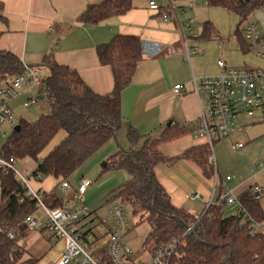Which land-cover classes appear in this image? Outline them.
Listing matches in <instances>:
<instances>
[{"label": "crops", "instance_id": "0c3cea01", "mask_svg": "<svg viewBox=\"0 0 264 264\" xmlns=\"http://www.w3.org/2000/svg\"><path fill=\"white\" fill-rule=\"evenodd\" d=\"M103 1L0 0V51L14 53L24 65L36 71L37 75L40 70L43 77L47 70L41 64L45 58L54 54L59 65L76 70L94 92L105 95L113 90L114 81L111 69L100 64L97 47L111 42L118 35L139 37L142 41L143 59L132 83L121 96L124 120L120 130L122 136L120 137L119 132L116 139L99 151L96 159L99 162L105 161L102 162L104 166L111 155L120 148H126L129 127H133L140 135L156 138L166 127L174 124L185 129V135L160 145V151L169 160L181 157L193 147L205 145V139L195 137V131L205 109L206 95L200 92L199 98L194 80L200 83L204 78L221 74L218 67L221 59L229 67L263 71L264 59L252 55L255 48L244 54L235 33L224 34L221 31L218 21L228 11L219 7L206 8L205 0H196L194 8L187 11L188 16L195 21L194 35H189L186 31L182 33L180 27L185 25L183 17L180 16V23L174 18L164 22L161 14L150 10L145 0H134L133 8L129 12L97 25L78 22L77 19L88 6L98 5ZM177 4L184 5L186 1H178ZM177 12L180 14V9ZM206 22H210L215 28L217 37H203ZM145 42L159 43L165 48L159 54L149 56L143 52ZM186 48L190 52H197L196 55L191 54L190 60L185 57ZM178 84L184 86L180 97L173 92L174 86ZM37 85L38 79L33 89L20 91L11 101L28 95L26 101L29 102ZM45 95V85H42L38 99L45 100ZM248 125H251L249 119L240 118L238 127L241 130L231 138L217 142V187L214 177L208 179L202 169L190 160L181 159L157 166L158 180L169 193L174 206L200 218L211 202L222 203L224 214L230 216L237 213V206L228 205L225 200L220 199L229 191L238 196L250 187H257L264 196V135L259 136L253 132L243 134ZM239 142L244 143L241 149L236 147ZM119 171L126 173L127 181L128 173L125 170ZM229 175H234L235 178L226 182L225 178ZM45 183V180L32 181L31 185L41 193L51 192V187H46ZM115 185L117 184L108 187ZM58 190L61 191V187ZM71 195L72 193L64 194L62 191L59 196L69 199ZM194 195L199 197L193 198ZM46 228L47 226L42 227L38 233L36 230L27 229L23 224L20 226L17 239L19 246L25 251V259L46 264L59 257L61 246L51 247L50 230L46 231ZM45 233L48 241L41 235Z\"/></svg>", "mask_w": 264, "mask_h": 264}, {"label": "trees", "instance_id": "16d2710c", "mask_svg": "<svg viewBox=\"0 0 264 264\" xmlns=\"http://www.w3.org/2000/svg\"><path fill=\"white\" fill-rule=\"evenodd\" d=\"M133 1L104 0L101 4L88 6L77 20L82 24H100L129 12ZM205 1L211 7L236 13L240 17V26L255 12L264 10V0ZM202 35L211 39L217 37V32L210 22H206ZM234 35L242 52H251L254 47L247 42L244 32L238 28ZM141 47L139 37L127 35H118L97 47L100 64L109 67L113 75V90L105 95L94 92L76 70L59 65L54 54L41 64L47 70L45 98L50 102L51 111L32 122L21 119L20 130H13L0 156L16 161L26 158L36 161L38 165L32 173V181L42 182L48 177L59 180L54 190L42 192L47 207L55 209L67 201L68 198L57 196L55 191L63 181L70 183L75 173L116 139L122 129L121 96L132 83L143 59ZM23 72L24 64L17 55L0 51V81L11 82ZM61 131L65 132V138L41 160L39 156ZM185 134L186 130L177 124L166 127L157 138L140 135L129 127L128 146L111 155L102 171L125 170L129 178L113 189L105 201L110 204L119 200L131 206L134 213L142 215V222L151 227L152 253L174 243L176 248L170 264H264V233L251 234L243 211L227 216L222 203H217L196 218L174 206L169 193L159 182L157 166L181 159L194 162L208 179H213L215 170L206 142L174 160L167 159L160 151L161 144ZM0 187V264H39L38 260L25 259V251L19 246L18 239L12 241L7 236L8 232L18 234L25 219L37 213V202L27 195L25 187L12 172L0 173ZM262 195L250 187L237 196L244 211L258 222H264ZM189 227H193L192 231L184 236Z\"/></svg>", "mask_w": 264, "mask_h": 264}, {"label": "built area", "instance_id": "2783aa9c", "mask_svg": "<svg viewBox=\"0 0 264 264\" xmlns=\"http://www.w3.org/2000/svg\"><path fill=\"white\" fill-rule=\"evenodd\" d=\"M148 8L161 14L164 22L171 18L179 22L180 16L185 19V25L180 27L189 35H194L193 26L195 21L188 16L189 10L193 9L196 0H145ZM186 1V4L179 5L177 2ZM206 7L208 2L204 1ZM180 9V14L177 12ZM180 23V22H179ZM181 26V25H180ZM244 35L257 51L258 55L264 59V35L261 34L255 23H247ZM165 46L155 42H145L143 52L153 56L159 54ZM191 54L196 55V50L190 52L186 48L185 57L190 60ZM221 74L207 77L197 83L194 80L196 93L200 98V92H204L205 109L199 121V127L195 131V137L203 138L209 147L210 162L214 167L215 186L218 183L217 160L214 154L215 138L219 140L229 139L241 128L238 127L240 118L245 117L254 124L264 122V71L251 70L246 67H229L224 60L218 61ZM38 79L36 71L24 65V72L11 82L0 81V127L8 124L15 127L14 115L10 108V101L22 90H31ZM184 86L175 85L173 92L180 97L183 94ZM29 103H26L27 107ZM241 149L243 142L236 144ZM16 160L0 156V173H13L18 182L23 185L27 195L37 202L38 210H42L47 217L46 226L50 230V242L53 246H61V252L57 259L48 261L46 264H170V259L175 250L174 243H170L163 249L152 253L150 259L144 263L133 260L132 249L125 244L124 238L128 233V223L125 209L122 205L110 203L109 221H102L107 232L102 235L96 233L94 228L84 222L92 213L85 205L84 197L88 189L93 185L92 181L86 177H81L76 189L68 181H63L61 189L64 193H72L69 199L62 206L51 209L42 200V193L36 191L32 185V174L28 178L22 176L15 169ZM257 168V165L255 166ZM235 178L234 175L227 176L226 182ZM259 191V188H254ZM194 195L193 198H198ZM228 205H236L237 213L243 211L244 218L252 235L264 233V222L255 221L246 211H244L237 196L233 191H229L225 196L220 197ZM214 205V203H210ZM207 207V208H208ZM205 213V212H204ZM23 225L27 229L35 230L41 223L35 219V215L28 216ZM193 227L187 228L184 236L192 231ZM10 240H17L18 236L14 232H8ZM58 240V241H57ZM102 242L101 248L92 251L91 248Z\"/></svg>", "mask_w": 264, "mask_h": 264}, {"label": "rangeland", "instance_id": "374dc122", "mask_svg": "<svg viewBox=\"0 0 264 264\" xmlns=\"http://www.w3.org/2000/svg\"><path fill=\"white\" fill-rule=\"evenodd\" d=\"M218 22L221 25L220 28L224 34H229V33L234 34L236 32V29L238 28L241 32H244L247 23H255L258 26L261 34H264V10L255 12L248 20V22L241 26H240V17L233 12H227L226 16H221ZM252 55L255 57H260L258 55L257 50H253ZM43 80H44L43 74L40 70H38V85L34 89L33 91L34 93L32 92L33 97L31 98L29 96L31 100H29V102L26 101L28 96L26 95L20 97L14 102L10 101L11 103L10 106L12 108V112L14 115L15 126L19 125L21 119L32 122L38 120L42 115H46L51 111V107H50L51 105L47 98H45V100L43 101H40L38 99V94H40V88L42 87V85H44ZM25 102L29 103L28 107L23 105ZM250 122L251 125H248L244 128L243 134H248L253 132L256 135L263 136L264 122H260L256 124H252L253 122L251 120ZM14 128L15 127L10 126L8 124H5L0 127V153L2 151L3 145L12 135ZM65 135H66L65 132L61 131L51 142V144L43 151V153L39 156V158L42 160L46 155H48L51 152V150L65 138ZM121 136L122 134L120 132V137ZM215 142L216 143L214 147V154L216 155V151H217L216 144L218 142L217 138H215ZM96 158L97 156L93 160H90L88 163H86L83 167H81L75 173V175L70 179V182L72 187L76 189L77 186L79 185V180L81 177H86L92 181L93 185L88 189L84 197L85 205L89 208L92 214L84 222L89 223L90 221H92V223L88 224V226L94 228L96 233L104 235L107 232V228L105 225L102 224L101 220L107 222L108 224L110 223L109 209L111 207V205L105 201V198L113 189L119 186L118 184H122L123 182H125L127 177L125 178L126 173L123 171L102 173L103 163L105 161H102L103 162L102 163L99 162L98 159ZM94 162H97V164L94 165ZM37 165L38 164L36 163V161L30 158H26L22 160H17L15 163V169L22 176L28 178L29 175L32 174L33 171L36 169ZM44 180L46 182L45 186L51 187V190H54L59 183V181L53 177H48ZM114 183H116L117 185H115L112 188L108 187ZM61 193L62 190L61 191H59L58 189L56 190L57 196H59ZM114 204L122 205L125 209L127 216V223H128V233L126 235V238H124V242L132 249L133 260L141 263L148 261L152 255V250L154 247L152 240L149 239V234L151 232L150 225L147 222H142V215L134 213L131 206L127 204H123L119 200L115 201ZM261 204L264 208V196L261 199ZM35 219L41 223V226L35 229L39 233L41 228L46 226L47 217L45 216L44 212L40 209L36 213ZM41 235L45 241H48L47 233ZM41 243L42 242H40V244ZM40 244L37 245V248L40 246ZM52 245L53 244H51V247L54 248L55 246ZM101 246H102V242H99L95 246H93L91 250L96 251L98 248H101Z\"/></svg>", "mask_w": 264, "mask_h": 264}, {"label": "water", "instance_id": "95a60500", "mask_svg": "<svg viewBox=\"0 0 264 264\" xmlns=\"http://www.w3.org/2000/svg\"><path fill=\"white\" fill-rule=\"evenodd\" d=\"M14 130L18 132L20 130V125L15 126ZM104 166H106V164H104ZM256 196H258V193H256Z\"/></svg>", "mask_w": 264, "mask_h": 264}]
</instances>
